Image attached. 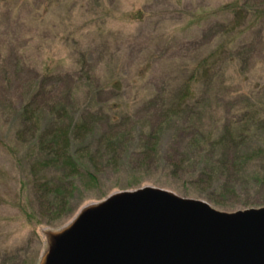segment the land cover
Listing matches in <instances>:
<instances>
[{
  "label": "rangeland",
  "instance_id": "1",
  "mask_svg": "<svg viewBox=\"0 0 264 264\" xmlns=\"http://www.w3.org/2000/svg\"><path fill=\"white\" fill-rule=\"evenodd\" d=\"M231 1L0 0V264H33L37 256L38 264L47 250V233L118 192L151 187L229 214L264 207V184L208 195L213 192L206 184L173 177L158 162L134 173L138 188L125 190L130 177L111 173L103 187L75 196L81 207L71 219L29 227L14 207L28 165L17 164L4 147L18 146L21 157L25 152L30 136L21 132L18 114L32 83L37 90L42 85L46 92L68 94L71 115H91L88 144L114 129L125 131L135 147L156 112L174 103L182 84L207 58L193 86L194 100L184 107L199 112L204 126L212 121L244 130L259 126L255 139L264 144V18L248 14L263 9L264 0H241L248 10L239 17L220 14ZM92 104L94 112H85L83 106ZM106 109L118 117L108 119ZM174 130L160 134L161 156L172 153ZM258 165L263 171L264 161ZM23 195L36 205L32 193Z\"/></svg>",
  "mask_w": 264,
  "mask_h": 264
},
{
  "label": "trees",
  "instance_id": "2",
  "mask_svg": "<svg viewBox=\"0 0 264 264\" xmlns=\"http://www.w3.org/2000/svg\"><path fill=\"white\" fill-rule=\"evenodd\" d=\"M245 10H248L246 3L234 0L220 7L219 12L239 17L246 13ZM248 14H252V19L264 18V8ZM232 44L233 41L222 46L218 52H224ZM206 60L182 84L174 103L156 112L135 147L125 131L114 129L111 130L113 134L102 133L88 144L91 124L87 117L91 115H71L68 109L71 97L68 94L61 97L57 93L46 92L41 83L37 90L38 84L32 83L27 93L28 101L18 114L21 132L30 136L23 143V156H20L18 146L16 150L12 144H4L17 164L28 165L27 180L20 181L21 189L14 198V207L24 223L29 227L56 226L53 222L71 219L81 207V204L75 205L78 201L74 203V198L103 187L107 175L124 171L130 177L124 189H135L140 181L133 178L134 173L158 162H163L173 177L181 175L187 183L206 184L213 192H208V195L235 194L243 190L244 185L249 188L263 186L264 170L261 171L258 164L264 161V144L255 139L259 126L244 130L229 123L223 126L213 121L204 126L200 124L199 112H190V108L184 107L194 100L193 86L198 82L197 74L206 65ZM43 102L42 106L35 105ZM91 106H83L84 111L94 112L96 106ZM185 112L187 115L183 116ZM104 113L110 120L118 117L114 113L111 116L107 109ZM187 116L193 120L184 121ZM263 125L261 122L260 130H264ZM167 128L175 129L176 140L172 153L161 156L160 134ZM23 191L35 196V206L24 197ZM37 261L38 256L33 264Z\"/></svg>",
  "mask_w": 264,
  "mask_h": 264
},
{
  "label": "water",
  "instance_id": "3",
  "mask_svg": "<svg viewBox=\"0 0 264 264\" xmlns=\"http://www.w3.org/2000/svg\"><path fill=\"white\" fill-rule=\"evenodd\" d=\"M38 264H264V207L234 213L144 187L49 232Z\"/></svg>",
  "mask_w": 264,
  "mask_h": 264
}]
</instances>
